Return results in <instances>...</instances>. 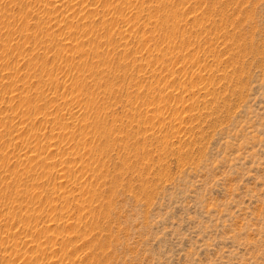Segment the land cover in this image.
I'll use <instances>...</instances> for the list:
<instances>
[{
	"label": "rangeland",
	"instance_id": "rangeland-1",
	"mask_svg": "<svg viewBox=\"0 0 264 264\" xmlns=\"http://www.w3.org/2000/svg\"><path fill=\"white\" fill-rule=\"evenodd\" d=\"M0 264H264V0H0Z\"/></svg>",
	"mask_w": 264,
	"mask_h": 264
}]
</instances>
